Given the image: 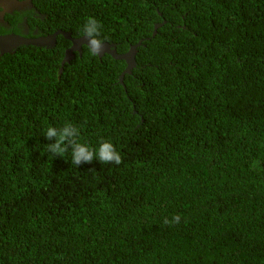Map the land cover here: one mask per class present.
<instances>
[{"label":"trees","instance_id":"obj_1","mask_svg":"<svg viewBox=\"0 0 264 264\" xmlns=\"http://www.w3.org/2000/svg\"><path fill=\"white\" fill-rule=\"evenodd\" d=\"M32 1V37L139 45L0 54V264H264V0ZM65 121L122 163L52 156Z\"/></svg>","mask_w":264,"mask_h":264},{"label":"clouds","instance_id":"obj_2","mask_svg":"<svg viewBox=\"0 0 264 264\" xmlns=\"http://www.w3.org/2000/svg\"><path fill=\"white\" fill-rule=\"evenodd\" d=\"M101 29L102 24L94 17H88L82 26L81 34L86 38V47L91 56L102 54L104 41L101 38ZM43 134L47 140L53 141L46 145L47 151L52 156L61 157L70 151L71 164L75 166L81 163H91L94 159L101 164L119 165L122 163L121 154L110 140H101L95 148L83 143L80 139V128L70 121H65L60 127L50 125ZM163 223L166 225L179 224L180 216L174 215L171 220L164 218Z\"/></svg>","mask_w":264,"mask_h":264},{"label":"water","instance_id":"obj_3","mask_svg":"<svg viewBox=\"0 0 264 264\" xmlns=\"http://www.w3.org/2000/svg\"><path fill=\"white\" fill-rule=\"evenodd\" d=\"M62 35L66 39H69L71 41L70 47L65 51L64 58L62 60V65H64L66 62H69V60L73 57V52L78 51L80 53L81 46H86V38L83 36L73 38L71 37V34L69 32H65L63 30H56L51 34L45 35V36H39V37H24L22 35L17 34H0V54L11 52L15 48L21 46V45H33V46H39V47H53L57 41V36ZM139 45V43L131 45L129 50L125 53H119L116 51L115 44L103 42V51L101 55H98L99 57L103 54H108L114 59H122L126 63V67L122 73H130L131 68L135 64V53L136 48ZM61 65V66H62ZM62 70V67H60V71ZM122 76L120 78V82H122Z\"/></svg>","mask_w":264,"mask_h":264},{"label":"flooded vegetation","instance_id":"obj_4","mask_svg":"<svg viewBox=\"0 0 264 264\" xmlns=\"http://www.w3.org/2000/svg\"><path fill=\"white\" fill-rule=\"evenodd\" d=\"M6 14L9 17H12L11 22H13L14 25L17 26V29L19 31L17 32L8 31L5 33H0V34L13 33L17 35H22L24 37L32 38V36H35L39 33L40 30L38 29V26L36 24H31L32 22H28L29 18H38V17L42 18V15L38 12L36 7L33 5L32 0H20V1L0 0V27L9 29L12 27V24L10 23V20L5 19ZM75 52L76 51L73 52V57H74ZM81 52H82V46H81L80 53Z\"/></svg>","mask_w":264,"mask_h":264},{"label":"rangeland","instance_id":"obj_5","mask_svg":"<svg viewBox=\"0 0 264 264\" xmlns=\"http://www.w3.org/2000/svg\"><path fill=\"white\" fill-rule=\"evenodd\" d=\"M18 1H20V0H18Z\"/></svg>","mask_w":264,"mask_h":264}]
</instances>
